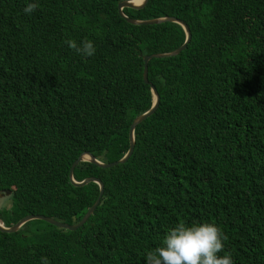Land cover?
I'll list each match as a JSON object with an SVG mask.
<instances>
[{
	"label": "trees",
	"instance_id": "trees-1",
	"mask_svg": "<svg viewBox=\"0 0 264 264\" xmlns=\"http://www.w3.org/2000/svg\"><path fill=\"white\" fill-rule=\"evenodd\" d=\"M124 1L133 0H36L28 15L25 0H0V191L13 189L1 199L7 224L38 215L77 225L100 189L76 186L73 163L84 153L115 162L130 150V128L153 99L136 53L175 51L187 35L179 24L128 23L118 10ZM124 13L174 17L191 30L184 51L150 65L159 108L136 126L127 163L75 168L77 182H104L96 216L76 231L38 219L16 233L0 232V264H18L16 250L27 264H145L159 242L143 254L131 247L141 222L152 218L163 235L177 222L207 219L203 202L182 218L162 185L144 187L152 163L169 172L166 187L196 189L214 203L211 217L228 238L220 255L264 264V0H149ZM69 39L91 40L95 55H78ZM121 193L132 194L139 210L121 202L109 204L118 215L102 212Z\"/></svg>",
	"mask_w": 264,
	"mask_h": 264
},
{
	"label": "clouds",
	"instance_id": "clouds-1",
	"mask_svg": "<svg viewBox=\"0 0 264 264\" xmlns=\"http://www.w3.org/2000/svg\"><path fill=\"white\" fill-rule=\"evenodd\" d=\"M36 8H37L36 0H25V7L23 8L24 14L30 15L36 10ZM167 11H168V8L160 12H167ZM167 18L168 17H162V18H157V19H148V20H140V21L147 23V22L158 21V20L165 21L167 20ZM165 23H167V21L163 23H159V24H148V25L143 24V25H140V27L145 28L148 26L161 25ZM168 23L172 25L177 24V23H170V22ZM144 38L150 41L151 43H155L154 39L151 37H144ZM66 44L70 49H73L78 55H81L84 58L92 57L96 53V47L91 40L84 39L80 41L78 44L75 40L69 39L66 41ZM183 46L184 44L181 47ZM178 49H176L175 51H177ZM175 51H172L169 53H159L157 51H154V52L140 51L139 53H136L137 58L141 61V65L143 64V69H142L143 79H144L145 70L147 68L148 78H147V82L144 80V83L149 85L152 97L154 94L153 87L155 88V86L153 83L149 81L150 65L152 66V69L156 68L158 65L157 63L159 59L169 58L170 56H173L172 54ZM158 95H159V103L153 105V99H152L151 107L146 113H148L153 108L155 109L154 113L157 111V109L159 108L160 99H161L159 92H158ZM88 154L89 153H84L80 157V159L75 162H81V163L87 162L81 159L83 157H87ZM127 161L124 163H118L115 166L123 165L127 163ZM100 162L114 163V162H103V161H100ZM259 165L263 166L261 164ZM101 168L109 169L106 167H101ZM168 177H169V172H165L159 164L152 163L151 166L149 167L147 175L145 176L142 182H143L144 187L156 188L158 185H162L163 190L161 193H163V195L169 196L174 201L176 208L180 211L182 218H185L184 209H185L186 203L189 200L190 192L182 193V192H179V190L176 187L174 188L166 187ZM70 178H72L75 181L73 173L70 174ZM77 183H81V182H77ZM103 193H104V190H103ZM101 197L100 198L98 197V199H101ZM4 198L10 199V197H4ZM133 198L134 197L132 194H122V193L113 194L109 197L107 204L104 207H102V212L107 211V210H113L115 214L118 215L117 210L113 209L112 207H109V204L113 206H118L121 202H124L125 205L129 208H132V210H139L138 206L135 205ZM195 203L196 201H193L190 203V205L194 206ZM149 204H151V201H149ZM161 204H162V208L165 211H168L171 213L170 207L166 199H163L161 201ZM0 207H1V199H0ZM97 207L95 208L93 213L90 214L89 218L92 215L96 216L98 214L100 208L96 211ZM211 214H213V212L209 214L210 218L212 219ZM30 216H38V215H30ZM30 216H27V217H30ZM23 219H21L19 222H21ZM32 220H38V218L31 219L25 222L23 226L31 222ZM0 223L4 224L5 227L8 229L18 224L16 223L14 225H9L1 219H0ZM63 229H67V228H63ZM32 232L37 235L38 230L33 229ZM132 232L133 233L130 236L131 247L135 246L140 254L145 253L147 249V244L151 242H159V244L155 246L153 250H150L146 253L145 264H234V260L232 259L230 254L220 255V253L225 248V244L228 238L223 233L221 228H219V226L215 224V221L214 223L201 222V223H194V224H186L183 222H177L173 227L168 228L167 231L162 235V233L155 228L153 219L149 218L141 222V224L137 227V229ZM5 234H13V233H5ZM21 241L22 239L19 237L14 244H18ZM121 250L123 251L122 248ZM5 258L6 256L0 255V259H5ZM27 260L28 258L25 253L16 250V261L18 264H27ZM120 264H124L123 259L120 262Z\"/></svg>",
	"mask_w": 264,
	"mask_h": 264
},
{
	"label": "water",
	"instance_id": "water-1",
	"mask_svg": "<svg viewBox=\"0 0 264 264\" xmlns=\"http://www.w3.org/2000/svg\"><path fill=\"white\" fill-rule=\"evenodd\" d=\"M149 0H140L138 2H134V1H124L122 2L120 5H119V14L130 24L132 25H143V24H159V23H163L165 21L167 22H170V23H177L179 25H181L183 27V29L185 30V33L187 35V40L185 41L184 43V46L181 47L180 49H178L177 51H175L172 55L178 53V52H181V51H184L188 45V43L190 42L191 38H192V34H191V30L190 28L188 27L187 24H185L183 21L177 19V18H174V17H168L167 20H158V21H152V22H143V21H140V20H137V19H134V18H130L128 17L125 13H124V9L126 8H131V9H141V8H144L147 4H148ZM147 58V57H146ZM147 78H148V73H147V68L145 70V74H144V80L147 82ZM153 91H154V94H153V105L154 104H158L159 103V95H158V92L156 91V89L153 87ZM155 109H151L148 113L142 115V116H139L137 117V119L134 121V123L132 124L131 128H130V132H129V136H130V150L128 151V153L121 159V160H118L117 162H114V163H102L100 161H98L92 154H88L87 157H83L81 160H84V161H90V162H93L95 164H98V166L100 167H106V168H112L114 167L115 165H117L118 163H124L126 162L129 157L131 156V154L133 153V149H134V146H135V142H136V139H135V128L136 126L143 122L145 119L149 118L153 113H154ZM81 162H75L73 163L72 167H71V170H70V174H72L75 170V168L80 164ZM71 181L77 185V186H85L91 182H94L95 184L98 185L99 189H100V196L99 198L101 197L102 193H103V190L105 188L104 186V182L100 179V178H87L86 180H84L83 182L81 183H77L75 182L72 178H71ZM13 193V189L10 188V189H3L0 191V199L4 198V197H10L11 194ZM100 202V199L97 200V202L89 209L88 213L83 217L82 221L80 223H78L77 225H74V226H68V225H64V224H60L58 222H55L53 219L51 218H48V217H44V216H30V217H27L25 219H23L21 222H19L17 225H14L13 227H11L10 229L6 228L4 224L0 223V231L3 232V233H14L16 231H18L25 222L31 220V219H35V218H38V219H41V220H44L48 223H52L54 225H56L57 227H61V228H68L70 230H73V231H76L78 230L79 228H81L82 226H84V224L87 222L90 214L93 213V211L95 210V208L98 206Z\"/></svg>",
	"mask_w": 264,
	"mask_h": 264
},
{
	"label": "rangeland",
	"instance_id": "rangeland-1",
	"mask_svg": "<svg viewBox=\"0 0 264 264\" xmlns=\"http://www.w3.org/2000/svg\"><path fill=\"white\" fill-rule=\"evenodd\" d=\"M113 180V178H112ZM193 201H196L195 205L194 206H191L190 203L193 202ZM203 202L204 204V216L207 218L206 220H203L201 222H211V223H214V221L210 218L209 214L211 212H214L212 210V206H213V202H209V201H206L204 200L202 194L200 193V191L194 189L192 190L190 193H189V200L188 202L186 203V206H185V209H184V213H185V218L189 217L190 215H192L195 211V209L197 208L198 206V202ZM199 222V223H201ZM127 243H129L127 241ZM103 259H105V256H103Z\"/></svg>",
	"mask_w": 264,
	"mask_h": 264
},
{
	"label": "bare ground",
	"instance_id": "bare-ground-1",
	"mask_svg": "<svg viewBox=\"0 0 264 264\" xmlns=\"http://www.w3.org/2000/svg\"><path fill=\"white\" fill-rule=\"evenodd\" d=\"M138 1H140V0H135L134 2H138ZM94 183V182H93Z\"/></svg>",
	"mask_w": 264,
	"mask_h": 264
}]
</instances>
